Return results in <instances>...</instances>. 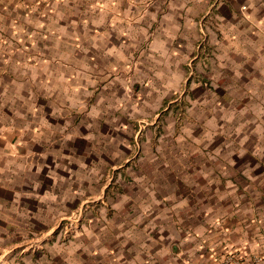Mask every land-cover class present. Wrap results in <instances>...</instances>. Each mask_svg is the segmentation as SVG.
Instances as JSON below:
<instances>
[{"label": "crops", "instance_id": "0c3cea01", "mask_svg": "<svg viewBox=\"0 0 264 264\" xmlns=\"http://www.w3.org/2000/svg\"><path fill=\"white\" fill-rule=\"evenodd\" d=\"M229 255L264 264V0H5L0 264Z\"/></svg>", "mask_w": 264, "mask_h": 264}, {"label": "rangeland", "instance_id": "374dc122", "mask_svg": "<svg viewBox=\"0 0 264 264\" xmlns=\"http://www.w3.org/2000/svg\"><path fill=\"white\" fill-rule=\"evenodd\" d=\"M193 95L195 96V99L197 100L199 97L201 99L202 96H205L204 94H182V99H180L179 103L176 105L178 106L177 109L180 108L179 112L182 113V114H186V110L188 107H190V96ZM178 99V95L174 98V99ZM171 107V106H170ZM163 116V113L162 114H159V119H158V122L160 121L161 117ZM154 121V120H153ZM152 120L151 121H147L146 123H151L153 122ZM123 164V163H122ZM107 182H110V186H112V182L113 180L111 181L110 179L107 180ZM82 216H83V211H79V212H73L72 215H70L69 217L65 218L63 222L60 223V225H58L57 228H55L54 230L55 231H61L62 234L64 233L66 235V233L68 234L69 232H71L73 229H75L76 225L78 226L80 224V220L82 219ZM76 220V221H74ZM54 231V232H55ZM48 232H42V237L45 238L47 237V234Z\"/></svg>", "mask_w": 264, "mask_h": 264}, {"label": "built area", "instance_id": "2783aa9c", "mask_svg": "<svg viewBox=\"0 0 264 264\" xmlns=\"http://www.w3.org/2000/svg\"><path fill=\"white\" fill-rule=\"evenodd\" d=\"M5 2V0H0V7ZM244 9V7L242 8ZM224 264H243V262L240 260V258L234 257L233 255L227 256L224 261Z\"/></svg>", "mask_w": 264, "mask_h": 264}]
</instances>
